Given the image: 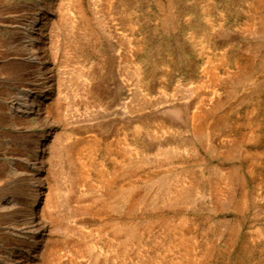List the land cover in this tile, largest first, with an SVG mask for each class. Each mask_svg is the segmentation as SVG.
Here are the masks:
<instances>
[{
    "label": "rangeland",
    "instance_id": "obj_1",
    "mask_svg": "<svg viewBox=\"0 0 264 264\" xmlns=\"http://www.w3.org/2000/svg\"><path fill=\"white\" fill-rule=\"evenodd\" d=\"M0 264H264V0H0Z\"/></svg>",
    "mask_w": 264,
    "mask_h": 264
},
{
    "label": "bare ground",
    "instance_id": "obj_2",
    "mask_svg": "<svg viewBox=\"0 0 264 264\" xmlns=\"http://www.w3.org/2000/svg\"><path fill=\"white\" fill-rule=\"evenodd\" d=\"M46 147V143L44 142L40 148L42 149V151H44ZM178 192V191H177ZM180 192V191H179ZM187 193V192H186ZM189 194V193H188ZM37 194L34 197L33 200V205H34V210L35 212H37L38 217H37V221H40L42 219L45 218L44 214L48 211L47 210V200L44 199L42 192H39L38 196ZM176 196V195H175ZM178 197V196H177Z\"/></svg>",
    "mask_w": 264,
    "mask_h": 264
}]
</instances>
